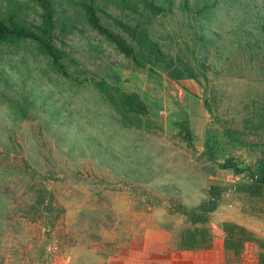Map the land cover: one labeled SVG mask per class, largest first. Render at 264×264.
<instances>
[{
  "label": "rangeland",
  "instance_id": "374dc122",
  "mask_svg": "<svg viewBox=\"0 0 264 264\" xmlns=\"http://www.w3.org/2000/svg\"><path fill=\"white\" fill-rule=\"evenodd\" d=\"M13 1L17 18L37 24L30 0ZM79 1L53 0L66 69L83 84L30 46L2 52L13 97L33 101L35 119L0 100V264H159L189 227L172 211L202 204L211 185L227 189L206 225L212 244L178 250L177 261L257 264L250 246L234 255L214 245L224 217L264 229V193L235 190L264 160V0H174L143 19L162 55L136 48L142 65L88 27ZM95 2L109 29L118 31L106 14L136 24L117 0ZM101 80L138 94L148 114L113 108L94 85ZM227 160L245 172L221 169Z\"/></svg>",
  "mask_w": 264,
  "mask_h": 264
},
{
  "label": "trees",
  "instance_id": "16d2710c",
  "mask_svg": "<svg viewBox=\"0 0 264 264\" xmlns=\"http://www.w3.org/2000/svg\"><path fill=\"white\" fill-rule=\"evenodd\" d=\"M7 1L5 13L0 16V100L6 105L7 103L10 104L11 108H15L21 118L33 120L35 119L34 116L28 113V107L33 101L30 102L28 97L22 93L18 95L21 103H18L13 97L17 84L10 82L7 78L9 75L7 69L2 66L6 55L2 52L5 51L7 54L14 55L20 50L21 45L30 46L37 54L48 61L54 72L70 81H76L79 84H83V82L75 80L73 75L69 74L66 69L64 60L68 54L63 48L65 43L63 37H61L64 29L61 27L59 31L57 27L53 0H30L39 10L38 22L31 26L26 25L23 19L17 18L18 8L13 6L15 1ZM117 2L120 9L137 17L136 24L131 25L121 18L106 14L110 23L118 30L117 32L102 24L98 14L100 10L95 0H80L76 4L82 12L88 27L113 45L115 50L124 57L131 58L136 64L142 65L135 55L136 48L154 58L160 57L162 55L161 51L158 45L150 39L143 19L148 16H163L171 9L174 0H117ZM187 2L188 0H182V5L186 6ZM59 33H61L60 37ZM131 43H134V46ZM94 85L106 97L110 105L123 115L144 116L148 114V108L138 94L126 93L118 88H111L103 80L95 82ZM181 128L189 138L190 131L185 123L181 125ZM220 168L232 170L236 175L245 172L229 160L222 163ZM247 179L246 182L236 184L235 190L245 193L249 197H261L264 193L263 159L256 162L255 171L250 173ZM226 191V188L211 185L207 189L208 199L202 204L192 208L184 205L176 206L172 212L182 215L185 218V223L189 225L180 233L177 244L178 250L195 251L211 246L212 236L206 225L210 220V215L218 208L220 197ZM47 209L49 211V208ZM221 231L224 234L223 248L225 251L239 255L247 244H252L257 247V264H264V238L256 236L242 225L228 221L221 223Z\"/></svg>",
  "mask_w": 264,
  "mask_h": 264
},
{
  "label": "crops",
  "instance_id": "0c3cea01",
  "mask_svg": "<svg viewBox=\"0 0 264 264\" xmlns=\"http://www.w3.org/2000/svg\"><path fill=\"white\" fill-rule=\"evenodd\" d=\"M182 204H184L183 202H182ZM223 212L224 211V208L222 207V206H220V209H218V212L220 213V212ZM221 214V213H220ZM226 214V213H225ZM210 220H211V218H210ZM225 221H232V222H234V223H237V224H242V225H245L248 229H250V230H252V232L254 233H257L258 235H260V236H263V238H264V229H263V231L261 232L260 230H258V229H256L252 224V226L249 224V222L247 221V223L246 224H244V223H242L241 221H238V220H234V219H232V218H227V217H224L223 219H222V221L221 222H225ZM221 225V224H220ZM218 235L220 236V246H219V244L218 245H214V251L216 250V248H220V250L223 252V253H225V251H224V248H223V237H224V234H223V232L222 231H218ZM257 236V235H256ZM216 242H219V241H216ZM251 247L253 250H254V252L255 251H257V247L255 246V245H249V244H247L246 246H245V248H244V250L245 249H247V247ZM184 252H191V251H184ZM193 252H195V251H193ZM180 253H183L182 251H178V250H175V251H173V252H171V259H169V260H166V261H164V262H159V264H180L178 261H177V257H178V255L180 254ZM199 253V252H198ZM210 253V255H212V253L213 252H209ZM180 256V255H179ZM159 261V260H158ZM158 261H156V262H158ZM199 264H205V262L204 261H202V263L200 262ZM213 264H214V262H213Z\"/></svg>",
  "mask_w": 264,
  "mask_h": 264
}]
</instances>
